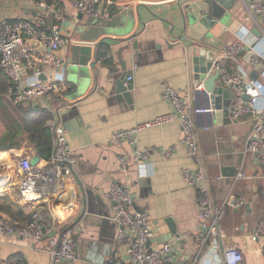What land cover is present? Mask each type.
<instances>
[{"label":"crops","instance_id":"crops-1","mask_svg":"<svg viewBox=\"0 0 264 264\" xmlns=\"http://www.w3.org/2000/svg\"><path fill=\"white\" fill-rule=\"evenodd\" d=\"M185 1L189 0H113V3L102 0L101 14L95 17L75 9L68 0H52L55 9L47 14L45 27L50 29L58 21L66 41L58 50L44 47L43 51L61 58L63 63L59 68L46 66L37 72L25 69L24 76L29 82L53 80L61 87L52 98L30 105L44 104L53 117L60 108L75 109L64 115L62 124L78 157L77 169L66 179L64 189L56 197L35 207L24 206L17 187L13 186L14 159L26 151H35L29 142H24L0 151V174L6 175L0 184V196L7 195L22 207L24 215L13 220L16 225L28 223L36 211L57 216L60 227L73 231L76 253L73 260L55 263L48 251L47 237L33 241L0 234L2 260L10 264H107L117 251L125 254L126 246L118 242L119 226L112 218L113 202L107 196L111 183L118 181L131 187L132 209L148 214L155 233L151 247L180 238L170 255V264L195 261L196 264H223L219 257L228 247L241 250L244 264H264V236L252 239L264 218V166L257 154L245 151L254 124L251 114L235 119L231 111L228 115L223 107L195 116L215 202L222 204L229 194L246 200L240 208H227L221 222L226 237L220 246L215 247L209 241L201 252L196 238L200 230V194L182 177V168L193 167L194 163L180 143V123L173 121L142 130L137 146L109 141L117 129L131 128L172 111L170 101L163 97L164 86L170 84L186 92L195 78L193 50L203 58L214 53L217 58L227 45L248 36L254 40L256 51L264 54V35L253 33L255 28L261 32L263 25L249 18L244 0H224L228 4L221 20L209 22L208 27L188 25L184 35L189 46L178 43L176 35L183 27L180 7ZM39 13L38 6L31 0H0V22L32 19ZM121 15L115 26H104L105 22ZM98 30L102 31L98 34ZM134 35L140 43L139 50L123 53L133 76L132 98L128 102L115 94L114 79L123 71L117 74L110 67H121L118 52L129 44L124 40ZM99 42L101 45L96 48ZM78 43L92 45V57L86 67L69 64L68 45ZM248 55L249 47L245 46L237 59L228 61L229 68L245 75L254 86L247 95L256 98L262 106L264 60L254 65L247 60ZM218 85L222 86L219 80ZM191 103L208 107L204 94L197 96L194 92ZM171 147L172 155L164 157V150ZM147 148H155L149 159L139 163L132 160L126 169L122 167L121 154ZM239 168L246 172L247 178L234 182ZM1 216L9 215L0 212ZM169 218L177 227V233L171 238Z\"/></svg>","mask_w":264,"mask_h":264},{"label":"built area","instance_id":"built-area-1","mask_svg":"<svg viewBox=\"0 0 264 264\" xmlns=\"http://www.w3.org/2000/svg\"><path fill=\"white\" fill-rule=\"evenodd\" d=\"M26 1V0H25ZM39 8L36 18H23L12 22H0V68L3 71L8 87L5 96L15 105H30L40 100L50 99L61 87L53 80H36L29 82L24 76V70L41 71L46 66L61 67L63 60L55 55L46 53L43 48L51 51L60 49L65 44V36L61 26L56 21L50 29H46V16L55 9V5L48 0H31ZM69 3L87 16H100L102 0H68ZM248 16L252 21L263 25L261 33L264 35V0H244ZM113 3V0H108ZM254 40L241 37L237 42L227 45L213 61V70L220 71L219 81L223 87L234 91L232 117L240 119L252 115L254 124L248 136L246 150L255 153L259 162L264 166V105H259L256 98L246 101L244 94L252 92L254 86L242 73H234L229 68V60L237 59L245 46L249 47L247 60L259 65L264 60V54L256 51ZM129 80L133 76L128 77ZM204 83L194 78L185 93L170 84H165L163 97L170 101L172 111L154 116L139 122L131 128L117 129L110 137V143H127L137 146L139 133L142 130L178 121L182 136L180 143L185 147L187 155L193 160V167L181 170L185 182L196 187L199 191V219L200 230L196 234L199 242V252L211 241L215 247L226 237L221 228V222L226 215L227 208H240L246 200L229 194L222 204H217L212 196L211 183L205 165L202 147L197 135L195 116L211 109L194 106L191 96L196 90H202ZM45 106L44 104H40ZM58 115V116H57ZM54 115L49 122L53 132L52 153L49 159L40 161L36 165L31 163L35 151H26L14 159L13 186L17 187L20 202L24 206H38L44 201L56 197L65 187L68 177L75 174L78 157L71 147L67 131L62 124L59 114ZM155 148L137 149L132 153H124L119 157L124 169L130 161L143 162L149 159ZM173 147L164 150V157L169 158ZM6 175L0 179V183ZM247 174L241 168L234 175V182L246 179ZM113 202V220L119 226L118 242L126 246L125 254L120 251L110 258L107 264H170L171 253L177 240L169 241L158 247H151L155 233L150 225L148 214L144 211L132 209L134 197L129 185L113 181L107 192ZM59 218L54 214L33 212L30 221L24 225H15L9 216L0 217V234L14 235L33 241L48 239V251L55 263H61L75 258L73 231L60 227ZM264 236V218L261 219L253 233L252 239ZM223 264H244V255L237 247L225 248L219 257ZM0 264H10L0 258ZM196 264V261L193 263Z\"/></svg>","mask_w":264,"mask_h":264},{"label":"water","instance_id":"water-1","mask_svg":"<svg viewBox=\"0 0 264 264\" xmlns=\"http://www.w3.org/2000/svg\"><path fill=\"white\" fill-rule=\"evenodd\" d=\"M227 2L224 0H189L185 1L183 5L180 7V16L183 20V27L180 34H177L178 43H184L186 47L187 45L185 39V32L187 30L188 25L192 24H202L208 27L209 22H213L215 20H221L222 14L225 6H227ZM121 16L114 18L112 21L105 22V27H113L120 20ZM193 26L190 27V30ZM104 28V27H103ZM102 30H98V34ZM253 33L258 36H261V32L255 28L253 29ZM136 35L130 36L124 40V42H129L126 46L122 47L118 52V58L121 67L115 68L110 67L112 71L115 73H119L123 71V73L114 79L116 89L115 94L123 96L128 102H131L132 98V90H133V79L129 80L128 77L131 75L127 69V62L123 59V53L126 52H137L140 48V43L135 38ZM174 36V35H173ZM88 38L86 41H88ZM169 39V38H168ZM93 41V40H91ZM169 41V40H167ZM131 42V43H130ZM101 45V42L97 43L95 46L98 48ZM69 46L70 53V61L69 64L71 66H84L88 65L89 60L92 57V45L85 43H78ZM217 54H210L207 57L203 58L201 55L196 53V50H193V70L195 72V78L198 80H203L204 88L202 90H196L195 94L197 96L204 94L208 101V107H204L206 109H220L223 108L226 111V114L230 115V111L233 109V98L235 96L234 91L229 88L218 85V80L220 78V71L218 69L213 71V74H209L212 71L213 61L216 59ZM98 62V57L95 55L94 64ZM225 99V103L224 100ZM243 99L248 101L250 100V96L247 94L243 95ZM69 108V107H68ZM68 108H60L57 113L60 116L62 123H64V115L68 112H74L75 109ZM201 114V113H200ZM208 114H210L208 112ZM199 115V114H198ZM41 161V157L36 153L32 159L31 163L36 165ZM0 174V179H1ZM171 226V234L170 238L173 237L177 233V227L171 218L167 220ZM150 244V243H149Z\"/></svg>","mask_w":264,"mask_h":264},{"label":"trees","instance_id":"trees-1","mask_svg":"<svg viewBox=\"0 0 264 264\" xmlns=\"http://www.w3.org/2000/svg\"><path fill=\"white\" fill-rule=\"evenodd\" d=\"M48 1L52 2V0ZM7 87L8 82L0 68V117L5 127L0 137V151H7L24 142H29L41 159H49L53 139L49 122L53 114L40 105H11L9 107L5 104L4 97ZM0 212L8 214L12 222L24 215L22 207L7 195L0 196Z\"/></svg>","mask_w":264,"mask_h":264},{"label":"rangeland","instance_id":"rangeland-1","mask_svg":"<svg viewBox=\"0 0 264 264\" xmlns=\"http://www.w3.org/2000/svg\"><path fill=\"white\" fill-rule=\"evenodd\" d=\"M4 97H5V104H7L9 107L11 105H15L11 101H9L5 95H4ZM4 130H5V127H4L2 119L0 117V134H2L4 132Z\"/></svg>","mask_w":264,"mask_h":264},{"label":"bare ground","instance_id":"bare-ground-1","mask_svg":"<svg viewBox=\"0 0 264 264\" xmlns=\"http://www.w3.org/2000/svg\"><path fill=\"white\" fill-rule=\"evenodd\" d=\"M212 70H213V66H212ZM201 81H203V80H201ZM233 104H234V99H233ZM1 163V162H0ZM1 184V183H0Z\"/></svg>","mask_w":264,"mask_h":264}]
</instances>
